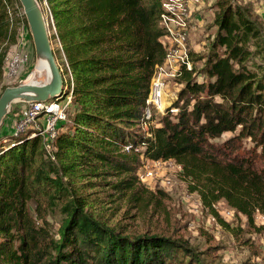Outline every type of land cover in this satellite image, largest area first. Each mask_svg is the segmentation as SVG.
<instances>
[{
  "label": "trees",
  "instance_id": "1",
  "mask_svg": "<svg viewBox=\"0 0 264 264\" xmlns=\"http://www.w3.org/2000/svg\"><path fill=\"white\" fill-rule=\"evenodd\" d=\"M45 1L71 100L51 139L30 129L0 135V264H206L175 232L113 219L155 210L166 197L139 180L142 158L173 159L221 225L218 200L264 236V44L246 8L217 1L205 53L189 52L192 67L177 76L170 106L145 119L165 57L162 0ZM16 6L0 0V82L17 45ZM48 214L58 215L55 231Z\"/></svg>",
  "mask_w": 264,
  "mask_h": 264
},
{
  "label": "rangeland",
  "instance_id": "2",
  "mask_svg": "<svg viewBox=\"0 0 264 264\" xmlns=\"http://www.w3.org/2000/svg\"><path fill=\"white\" fill-rule=\"evenodd\" d=\"M217 1L219 0H197L189 8L190 12L187 18L188 41L186 45L188 50L196 55L205 53L209 38L215 30L212 21L218 9ZM230 2L246 8L260 27V38L264 44L263 0H230ZM39 4L43 10L50 36L55 32L51 14L45 0H40ZM15 15L17 44L19 41L24 42L22 50L28 49L29 60L27 63L30 64L31 73L35 67L34 46L27 22L25 24L23 20L24 14L21 6H16ZM50 40L53 50L59 47L57 38L50 37ZM195 61L194 64L199 66L201 61L196 59ZM176 78L170 79L166 84L162 107L157 108L154 105L149 107L150 115L153 113L157 117L164 113L166 107L170 106L181 87ZM6 85L2 81L0 82V92L2 87ZM155 123L156 119L154 118L149 123H141L140 126L145 129L149 124L153 125ZM42 125L41 118H38L36 126L30 131L37 133ZM228 135L229 133H224L221 139L226 138ZM242 142L245 146H248L251 141L249 138H245ZM144 162L145 159L142 158L137 168L138 172H142ZM164 164L163 167L165 168L150 178L141 180L138 176L147 189L152 191L161 190L165 193L166 197H161V206L155 210H150L149 207L145 212L138 214L140 216L136 215L137 217L133 209H128L124 214L118 211L113 219L119 223H125L126 227L135 231L148 229L149 231L166 233L175 232L177 236L186 239L191 248L198 251L203 258H206V264H264V236L253 231V227L247 224L245 217L235 213L224 200L215 202L214 208L221 219L228 224L227 227L221 225L216 216L202 205L198 194L188 190L186 182L180 176V171L174 167V163L167 162ZM46 218L50 222L52 230L55 231L59 226L58 215L48 214ZM262 221L263 217L256 214L255 223L259 225Z\"/></svg>",
  "mask_w": 264,
  "mask_h": 264
},
{
  "label": "built area",
  "instance_id": "3",
  "mask_svg": "<svg viewBox=\"0 0 264 264\" xmlns=\"http://www.w3.org/2000/svg\"><path fill=\"white\" fill-rule=\"evenodd\" d=\"M197 0H162L159 24L163 32L160 41L165 48V57L163 61L156 66L151 78L150 88L145 100V119L150 116V106L160 108L163 103L164 89L170 79L179 76L183 68L190 69L193 61L190 58V51L187 48L188 25L187 18L190 6ZM264 8V0H263ZM23 42L14 47V50L7 56L4 64V73L2 83L9 84L13 82L18 75L20 65L27 61V53L22 50ZM25 51V52H24ZM65 82V79H64ZM65 85V84H64ZM66 91L59 99L46 101L24 102L23 106L18 109L19 117L13 126V134L25 132L27 129H33L37 124L38 118L42 120V127L30 136L40 134L46 139H51L56 132L58 123L66 118V109L70 104L71 91L70 87L65 85ZM175 110V109H171ZM144 123V122H143ZM50 148L49 143L46 144ZM142 172H138L141 180L150 178L155 173L163 170L164 163H174V167L181 171V165L173 159H150L144 158ZM215 208V203L213 204ZM213 218V217H212Z\"/></svg>",
  "mask_w": 264,
  "mask_h": 264
},
{
  "label": "water",
  "instance_id": "4",
  "mask_svg": "<svg viewBox=\"0 0 264 264\" xmlns=\"http://www.w3.org/2000/svg\"><path fill=\"white\" fill-rule=\"evenodd\" d=\"M32 38L35 67L20 83L6 86L0 92V125L13 102L59 99L66 91L63 72L55 58L49 30L38 0H18ZM46 66L36 69L39 62Z\"/></svg>",
  "mask_w": 264,
  "mask_h": 264
},
{
  "label": "crops",
  "instance_id": "5",
  "mask_svg": "<svg viewBox=\"0 0 264 264\" xmlns=\"http://www.w3.org/2000/svg\"><path fill=\"white\" fill-rule=\"evenodd\" d=\"M16 29V26L14 28ZM17 35V32H16ZM24 45V42L23 44ZM25 48V46H24ZM14 49V47L11 49L10 53L12 52V50ZM28 56V49L25 50ZM8 53V55L10 54ZM29 59L27 58V61ZM27 61L23 64L20 65L19 71H18V75L14 78L13 82L9 83L6 86H11V85H16L18 83H20L21 81H23L30 73L31 68H30V64L27 63ZM30 68V69H28ZM61 68V67H60ZM62 69V68H61ZM64 79L66 78V75H63ZM24 102L21 101H17V102H13L9 108V112L6 114V116L3 119L2 124L0 125V135H3L5 133H9L12 131L13 126L15 124L16 119L19 117V112L18 109L23 106Z\"/></svg>",
  "mask_w": 264,
  "mask_h": 264
},
{
  "label": "bare ground",
  "instance_id": "6",
  "mask_svg": "<svg viewBox=\"0 0 264 264\" xmlns=\"http://www.w3.org/2000/svg\"><path fill=\"white\" fill-rule=\"evenodd\" d=\"M43 66H46L45 62L40 61L36 69H39L40 67H43ZM161 107H162V105H161Z\"/></svg>",
  "mask_w": 264,
  "mask_h": 264
}]
</instances>
